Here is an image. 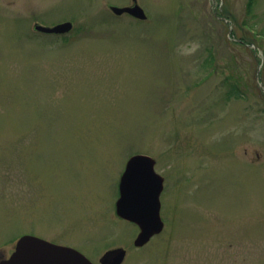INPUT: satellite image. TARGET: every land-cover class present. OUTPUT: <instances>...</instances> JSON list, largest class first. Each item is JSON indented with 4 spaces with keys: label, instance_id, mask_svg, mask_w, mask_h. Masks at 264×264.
Here are the masks:
<instances>
[{
    "label": "rangeland",
    "instance_id": "1",
    "mask_svg": "<svg viewBox=\"0 0 264 264\" xmlns=\"http://www.w3.org/2000/svg\"><path fill=\"white\" fill-rule=\"evenodd\" d=\"M136 1L0 0V257L34 233L95 264H264V0ZM137 153L163 178L140 247L115 214Z\"/></svg>",
    "mask_w": 264,
    "mask_h": 264
},
{
    "label": "water",
    "instance_id": "2",
    "mask_svg": "<svg viewBox=\"0 0 264 264\" xmlns=\"http://www.w3.org/2000/svg\"><path fill=\"white\" fill-rule=\"evenodd\" d=\"M110 10L120 15H129L145 19L144 10L136 0L127 6L110 5ZM71 21H64L52 26L34 23L33 28L42 33L63 34L72 29ZM155 160L142 153L128 158L122 172L115 203L116 214L135 223L139 231L133 240L137 247L144 245L151 236L163 229L160 217L159 195L163 188V178L154 170ZM125 250L114 248L100 258L101 264H121ZM0 264H93L78 250L64 245L49 242L35 235L25 234L18 238L15 249L9 258Z\"/></svg>",
    "mask_w": 264,
    "mask_h": 264
},
{
    "label": "trees",
    "instance_id": "3",
    "mask_svg": "<svg viewBox=\"0 0 264 264\" xmlns=\"http://www.w3.org/2000/svg\"><path fill=\"white\" fill-rule=\"evenodd\" d=\"M253 2H254V0H247V8H246V9H247L248 12H251V8H252V4H253ZM243 25H244V23H243ZM62 37H63V36H62ZM229 93H230V95H232V96H239V95L236 93L234 87H231Z\"/></svg>",
    "mask_w": 264,
    "mask_h": 264
},
{
    "label": "flooded vegetation",
    "instance_id": "4",
    "mask_svg": "<svg viewBox=\"0 0 264 264\" xmlns=\"http://www.w3.org/2000/svg\"><path fill=\"white\" fill-rule=\"evenodd\" d=\"M32 234H34V233H32ZM51 241H54V240H51ZM54 242H56V241H54ZM57 243H60V242H57ZM5 258H7V257H0V261L3 260V259H5Z\"/></svg>",
    "mask_w": 264,
    "mask_h": 264
}]
</instances>
